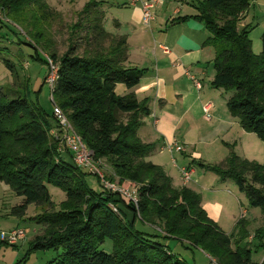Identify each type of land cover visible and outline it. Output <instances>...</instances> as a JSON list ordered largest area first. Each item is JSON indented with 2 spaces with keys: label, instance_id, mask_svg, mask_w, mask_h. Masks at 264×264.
I'll return each instance as SVG.
<instances>
[{
  "label": "trees",
  "instance_id": "1",
  "mask_svg": "<svg viewBox=\"0 0 264 264\" xmlns=\"http://www.w3.org/2000/svg\"><path fill=\"white\" fill-rule=\"evenodd\" d=\"M47 1L0 0V9L14 22L31 21L35 25L38 19L45 20L53 14ZM250 3L251 0H197L195 15L174 21L192 18L204 26L209 33L204 45L214 51L212 87L232 92L226 101L227 110L238 119L243 131L264 141V28L260 35L262 52L254 54L249 38L251 27H238L241 14ZM84 5L85 14H89L87 31L91 33L87 41L92 45L88 46L93 48L79 55L72 44L59 58L54 52L46 56L56 67L52 101L92 153L93 160L99 166L105 161L110 167L108 181L118 178V184L124 188L140 185L137 211L115 193L88 190L85 171L73 162H64L48 148L43 149L47 143V122L35 103L30 104L24 95L11 90L7 95L0 92V122L21 121L14 141L29 146L24 156L0 148V182L21 199L11 213L23 218L30 205L46 208L31 219L42 229L30 242V251H54L49 264H188L173 254L167 245L169 239L154 231L157 227L168 233L170 239L180 241L184 248H198L213 257L227 253L230 264H256L252 261L250 242L245 241L246 225L238 226V234L225 235L201 207L199 194L185 186L174 188L160 166L146 161L153 147L142 143L136 133L141 118L150 114L147 103L136 101L132 93L115 94L117 84L124 85L126 90L134 88L143 70L125 66L126 37L104 30L101 2L88 0ZM32 37L38 43L42 33L35 32ZM106 41L109 46L104 48ZM5 66L17 79L14 65L5 61ZM3 133L0 126V143ZM210 169L221 180L232 179L249 205L260 208L264 214V165L231 153L223 164ZM47 185L58 187L65 194L59 206L50 200ZM120 201L125 210L116 206ZM134 213L140 218H135ZM136 221L155 229L139 231ZM263 231L253 234L254 250L264 249ZM105 240L111 242L110 252L99 250ZM0 243L16 248V244L1 239Z\"/></svg>",
  "mask_w": 264,
  "mask_h": 264
},
{
  "label": "rangeland",
  "instance_id": "2",
  "mask_svg": "<svg viewBox=\"0 0 264 264\" xmlns=\"http://www.w3.org/2000/svg\"><path fill=\"white\" fill-rule=\"evenodd\" d=\"M87 1L88 0H48V8L53 14L45 20L38 19L35 25L31 21H27L24 24L14 22L9 17L5 16L0 9V92L7 95V92L11 90L13 93L20 94V96L24 95L30 104L35 103L41 111L42 119L47 122V143L43 149L48 148L52 154L60 156L66 163H71L72 160L66 155L67 152L63 147L61 138H59L61 137V134H59V125L52 118V91L47 82V78L50 73H54V70L52 69L51 72V65L47 57L49 53L54 52L59 58L72 44L76 46V51L79 55H82L85 49L90 50L93 48V46H88L92 45L91 41L88 40L90 43L87 41V39L91 37V33L87 31L89 25L87 23V18L89 14H85L84 8V4ZM155 10L156 9H154V12ZM88 11H91V9H88ZM110 18V14L104 16L103 27L106 32L109 31L113 33V24ZM35 32L42 33V38L39 41L40 43H36V40L32 37ZM260 34L261 32L249 35L252 51L253 48L255 49V45H257V49H259L258 51H260ZM143 37L142 34L137 35L138 44ZM138 44L137 46L135 44L131 45L134 49L138 50ZM108 46L109 43L106 41L104 43V48ZM254 51L253 53H255ZM5 61H9L14 65L17 79H15L9 69L6 68ZM124 90V85L117 84L115 87V94L117 96H122ZM216 90H218V97L222 98V100L223 98L227 99L232 93L223 88ZM235 119L239 123L238 119ZM126 120L127 116L123 119V122H126ZM20 122L21 121L12 119H5L0 122V126H2L4 130L0 148L6 149L13 155L24 156L27 151H29V146L24 143H15L14 141ZM244 133L245 134L237 136L236 145L232 148L234 152L232 151V153L247 161L254 162L258 165H264V141L258 139L252 133ZM183 147L186 149V155L185 153H175L174 151L171 153L168 151L170 154H160L157 153L159 150L158 148L156 149V155L154 154V160L158 161L160 165L171 173L169 175L171 184L177 189L181 188L179 178L182 180V172L180 169L184 168L187 172H190L192 169L193 172H191L190 180L186 188L201 195L202 204L211 199H213L211 204L214 202L219 203L221 207L220 217L214 220L211 217L209 218L213 220L214 224L217 225L218 229L225 235L230 236L232 234H238L240 230L238 226L246 225L244 230L248 236L245 241L250 242L252 261L256 264H263L264 249L254 250L255 242L253 239V234H256L257 230H264V214H262V210L249 205L246 196L238 190L232 179L227 178L221 180L211 171V166L209 164L213 162L200 160V163H203L201 167L198 162L193 163L190 158L193 146L186 144V146ZM147 159L152 161L149 158ZM215 160L221 161L220 159ZM98 170L106 180L112 172L105 161L100 162ZM83 171H85L84 182L87 189L94 193L101 192L103 187L101 182H99V176L87 170ZM245 178L248 179V176ZM113 180H115V183L119 181L118 178H114ZM220 184L223 185L220 186ZM47 189L49 198L55 205L59 206L65 200V194L60 188L47 185ZM214 190H218L219 193L212 195V191ZM214 196H216V198H214ZM20 202L21 199L15 196L6 184L0 182V233H8L16 229L22 230L24 233V238L16 243V248L3 246L0 243V264H49L55 256L54 251H30L29 249L30 242L36 234L41 233L42 229L41 225L34 223L31 219L46 208L44 206L30 205L25 211V216L23 218H18L11 212L12 208ZM117 205L120 206L121 209L125 210L126 208L122 201L116 203V206ZM126 210L129 212V209ZM119 213H121L120 210ZM134 215L136 216L135 218L139 217L138 214L134 213ZM127 217L131 219V216ZM135 227L139 231L147 232H152L153 229L156 228L154 231L157 230L158 233H161L159 234L160 236L169 239L167 245L173 254L179 256L188 264H192L193 261L196 264L231 263L227 253L220 252L218 257H213L204 253V250L201 251L198 248H184L185 245L183 246L180 241L177 239H170L171 236L168 233L163 232L157 227L153 228L140 221H136ZM244 230L241 231V233L245 232ZM190 236L193 237L192 234L188 235V237ZM182 240L184 243L187 242V239ZM99 250L110 252V240H105L103 244L99 246ZM213 250L216 251V249ZM217 258L223 259L224 261L221 263Z\"/></svg>",
  "mask_w": 264,
  "mask_h": 264
},
{
  "label": "crops",
  "instance_id": "3",
  "mask_svg": "<svg viewBox=\"0 0 264 264\" xmlns=\"http://www.w3.org/2000/svg\"><path fill=\"white\" fill-rule=\"evenodd\" d=\"M98 1L104 16H111L113 33H107L126 37L128 55L125 66L143 70L139 83L131 90L125 89L123 95L132 93L136 101H146L149 108L150 114L141 119L136 133L142 143L153 147L147 157L152 161L147 158L146 161L160 166L169 176L171 173L154 160L156 149L159 148L157 153L160 154L169 153L167 147L178 144L183 148L178 153H185L183 146L188 144L193 146L190 153L193 163L198 162L200 167L203 166L200 160L213 162L210 166L223 164L234 152L232 148L237 136L245 131L227 110V99L219 98L218 90L211 85L214 51L204 45L209 33L192 18L174 21L195 15L197 0H160L155 12L153 9L149 27L141 21V0ZM244 25L251 27L249 35L262 32L264 0H251L249 8L241 14L238 27ZM140 34L144 37L138 44L136 37ZM131 44H138V50ZM258 50L255 45L253 51L256 54L262 52V47ZM179 181L180 187H186L180 178ZM212 192V195L219 193L218 190ZM200 198L201 205V195ZM212 201H206L202 208L214 220L220 217L221 207L217 202L211 204Z\"/></svg>",
  "mask_w": 264,
  "mask_h": 264
},
{
  "label": "built area",
  "instance_id": "4",
  "mask_svg": "<svg viewBox=\"0 0 264 264\" xmlns=\"http://www.w3.org/2000/svg\"><path fill=\"white\" fill-rule=\"evenodd\" d=\"M140 1V0H139ZM160 3V0H141L140 8H141V21L142 23L149 27L150 22L153 20V9L156 5ZM49 64L51 65L54 73H50L47 78V82L52 91V87L54 85L56 79V67L52 64V62L48 59ZM192 79V78H191ZM196 86L198 84L196 83ZM52 118L59 125V134H61V141L64 149L70 154V158L77 167L87 170L88 172L96 173L99 176V180L102 184L103 189L110 193L117 194L120 198L128 202L133 206V208L137 211L138 204V186H130L128 188H124L120 186L118 183L110 182L102 177L99 173L98 167L99 162H95L92 157V153L85 147L81 138L73 131L71 124L67 120L66 116L63 112L53 103L52 109ZM169 152L173 150L176 152L183 151V148L175 144L172 148L170 145L167 147ZM182 172V181L183 184H187L190 180V172H187L185 169L180 170ZM114 211L115 208L111 207ZM24 238V233L22 230H12L8 233H0V239L6 241L9 244H16L18 241Z\"/></svg>",
  "mask_w": 264,
  "mask_h": 264
}]
</instances>
